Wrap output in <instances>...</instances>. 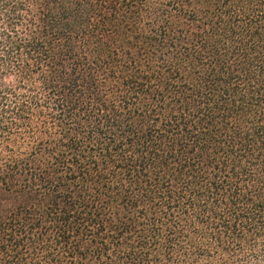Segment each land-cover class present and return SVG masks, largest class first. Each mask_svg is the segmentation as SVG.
Segmentation results:
<instances>
[{
    "label": "trees",
    "instance_id": "trees-1",
    "mask_svg": "<svg viewBox=\"0 0 264 264\" xmlns=\"http://www.w3.org/2000/svg\"><path fill=\"white\" fill-rule=\"evenodd\" d=\"M0 264H264V0H0Z\"/></svg>",
    "mask_w": 264,
    "mask_h": 264
}]
</instances>
